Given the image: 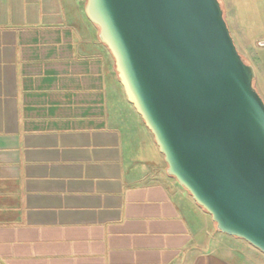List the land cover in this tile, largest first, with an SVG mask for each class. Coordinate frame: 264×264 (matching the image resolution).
I'll use <instances>...</instances> for the list:
<instances>
[{
	"label": "crops",
	"instance_id": "crops-1",
	"mask_svg": "<svg viewBox=\"0 0 264 264\" xmlns=\"http://www.w3.org/2000/svg\"><path fill=\"white\" fill-rule=\"evenodd\" d=\"M219 2L233 39L252 30L248 0ZM84 5L0 0V264H239L167 174Z\"/></svg>",
	"mask_w": 264,
	"mask_h": 264
},
{
	"label": "water",
	"instance_id": "water-1",
	"mask_svg": "<svg viewBox=\"0 0 264 264\" xmlns=\"http://www.w3.org/2000/svg\"><path fill=\"white\" fill-rule=\"evenodd\" d=\"M84 13L167 174L264 253V102L219 0H85Z\"/></svg>",
	"mask_w": 264,
	"mask_h": 264
},
{
	"label": "rangeland",
	"instance_id": "rangeland-1",
	"mask_svg": "<svg viewBox=\"0 0 264 264\" xmlns=\"http://www.w3.org/2000/svg\"><path fill=\"white\" fill-rule=\"evenodd\" d=\"M245 3L248 4L250 8L249 12L251 13V16L245 13L244 15L239 14L238 18L246 20L250 19L251 22H253L254 27L250 31L245 30L240 39L238 36L237 39H232L237 51L242 56L243 61L245 63L251 64L252 66H254V68H256L257 74L254 75L252 85L264 102V44L259 42H264V13L261 9L262 5H259V7L256 6L255 0H252L250 2L248 0V2ZM236 11L248 12V9L245 8L244 10H241V5L237 3ZM225 15V17H228L227 14ZM233 25L235 24L230 22L229 26L227 24L228 28H232ZM243 27L245 28V26ZM229 32L232 36V31L230 29ZM215 230L212 232L213 235H217L214 240H218V243H220V245L231 247L235 250L232 254L230 253L233 257L234 262L239 264H264V253L259 249L241 238L230 236L225 233H221V231Z\"/></svg>",
	"mask_w": 264,
	"mask_h": 264
},
{
	"label": "trees",
	"instance_id": "trees-1",
	"mask_svg": "<svg viewBox=\"0 0 264 264\" xmlns=\"http://www.w3.org/2000/svg\"><path fill=\"white\" fill-rule=\"evenodd\" d=\"M242 57V56H241Z\"/></svg>",
	"mask_w": 264,
	"mask_h": 264
}]
</instances>
